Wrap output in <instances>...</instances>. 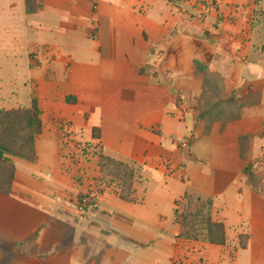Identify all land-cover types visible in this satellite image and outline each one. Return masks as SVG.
Returning a JSON list of instances; mask_svg holds the SVG:
<instances>
[{"label": "crops", "instance_id": "1", "mask_svg": "<svg viewBox=\"0 0 264 264\" xmlns=\"http://www.w3.org/2000/svg\"><path fill=\"white\" fill-rule=\"evenodd\" d=\"M39 1L44 9L26 14L37 18L26 81L43 132L37 162L16 159L12 193H0L4 256L16 255L17 264H224L234 251L233 264H264V194L247 183L239 144L243 135H264V32L251 27L247 0ZM194 61L224 79V98L260 102L207 134L197 118L205 76ZM176 93L187 98L180 107ZM64 135L92 147L84 181L65 159ZM184 140L188 150L179 146ZM100 149L135 166L136 202L108 190L82 213L78 200L101 176ZM173 171L167 197L162 181L150 190L155 175ZM209 199L225 223L226 246L182 237L176 210ZM165 200L174 201L172 219L159 212Z\"/></svg>", "mask_w": 264, "mask_h": 264}, {"label": "trees", "instance_id": "2", "mask_svg": "<svg viewBox=\"0 0 264 264\" xmlns=\"http://www.w3.org/2000/svg\"><path fill=\"white\" fill-rule=\"evenodd\" d=\"M176 6L182 0H165ZM26 14H36L44 9L39 0H25ZM254 16L255 25L260 33L264 32V7L262 3ZM261 10V11H260ZM261 17V18H260ZM197 73L204 74V84L201 96V105L198 109V120L207 122V134L216 122L230 123L242 117L245 106L260 102L259 98L242 101L237 93L224 98V79L216 73H211L208 67L199 61H194ZM43 132L42 110L39 102L33 98L29 108L19 107L13 110H0V193L10 196L13 190L17 168L15 160L20 159L29 163H36L37 139ZM70 135H66L69 137ZM256 135H243L239 138L241 158L247 162L243 174L247 183L257 192L263 193V184L258 177L257 163L250 162V146ZM100 178L90 191L91 199L97 195L112 190L119 198L127 203H135L134 187L140 180L134 165L121 162L106 154L105 149L99 153ZM95 196V197H94ZM93 199L90 204L94 206ZM214 200H191L183 212L176 210L177 222L182 226V237L193 240H204L215 246H226L227 235L225 223L214 214ZM38 237V233L35 238ZM242 248L247 246L249 235L240 236Z\"/></svg>", "mask_w": 264, "mask_h": 264}, {"label": "rangeland", "instance_id": "3", "mask_svg": "<svg viewBox=\"0 0 264 264\" xmlns=\"http://www.w3.org/2000/svg\"><path fill=\"white\" fill-rule=\"evenodd\" d=\"M190 1L191 0H182L176 6H182ZM199 3H204V6H207V3L201 2V0H199ZM247 3V7L250 8V11L253 13L250 15V25L252 27L255 25L254 16H260L259 14L261 13H257V10L259 11L260 9L258 5L262 3V6L264 7V0H247ZM164 6V2L160 1L156 10H163ZM25 8V0H0V110H13L19 107L27 108L31 105V88L26 81L30 76V69L28 66L29 58L27 53L28 50L32 49L34 43L33 34H31V25L36 22L37 18H29L26 15ZM257 32L259 31L257 30ZM253 39L258 43L256 37ZM80 146H86V144H81ZM87 146H89V144H87ZM62 147L64 148L65 159L68 160L69 167L72 169L73 176L79 181H84L85 173L82 165L87 161L84 160L81 165H75L69 157L71 152L69 146L62 143ZM80 155L85 158L90 156L91 153L85 155V157L82 153H80ZM250 162L257 163L258 165V177L262 181V190L264 193V135L254 139L253 143L251 142ZM167 173L166 176L155 175L149 187L151 191H158L159 184L162 181L163 197H167L170 193V189L166 186L165 180L169 177H173L175 171ZM138 184L143 185L144 183L142 184V182H139ZM196 202L197 201L194 202V205ZM133 207L140 209L137 206ZM185 208H187V203L183 202V209ZM144 209L147 210V208ZM174 209V201L171 202L170 200H165L160 204L159 212L165 217L172 219ZM233 252L234 251H231V253L225 255L224 258H226V260L224 261V264H233L230 260L234 256ZM7 257L14 258L15 260L12 261L10 258L7 260ZM16 259V255L8 256L6 254L4 256L0 251V264H17L19 260Z\"/></svg>", "mask_w": 264, "mask_h": 264}, {"label": "built area", "instance_id": "4", "mask_svg": "<svg viewBox=\"0 0 264 264\" xmlns=\"http://www.w3.org/2000/svg\"><path fill=\"white\" fill-rule=\"evenodd\" d=\"M163 58H164V53L160 52L158 55L159 61L161 62L163 60ZM186 101H187V98L184 94H182V93H176L175 94L174 103L176 105H178L179 107L184 105L186 103ZM62 143L68 145L69 148L71 149L69 157H70V160L75 165H81V163L84 160L87 161L89 156L85 157V155H87L91 152V150H92L91 146H87V145L86 146H80L81 144L68 140V137H65V135H64V139H63ZM189 143H190L189 140L180 141L179 146L181 149L188 150L190 148ZM80 153H82V155L85 158L81 157ZM92 190H88L87 193L85 195H83L77 202L78 209L82 213H86L90 208L93 207V205L90 204V201L93 198L91 199V196L89 195L90 191H92ZM93 202H94L93 204L95 205L96 198L93 199Z\"/></svg>", "mask_w": 264, "mask_h": 264}]
</instances>
